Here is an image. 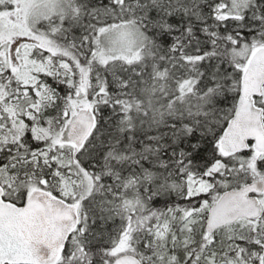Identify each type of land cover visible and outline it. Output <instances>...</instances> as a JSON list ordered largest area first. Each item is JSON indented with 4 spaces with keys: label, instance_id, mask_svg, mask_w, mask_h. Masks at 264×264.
Returning <instances> with one entry per match:
<instances>
[{
    "label": "snow or ice",
    "instance_id": "obj_1",
    "mask_svg": "<svg viewBox=\"0 0 264 264\" xmlns=\"http://www.w3.org/2000/svg\"><path fill=\"white\" fill-rule=\"evenodd\" d=\"M0 264H264V0H0Z\"/></svg>",
    "mask_w": 264,
    "mask_h": 264
}]
</instances>
